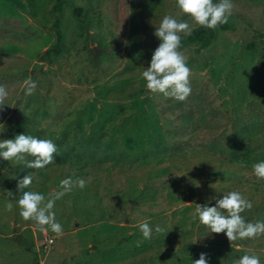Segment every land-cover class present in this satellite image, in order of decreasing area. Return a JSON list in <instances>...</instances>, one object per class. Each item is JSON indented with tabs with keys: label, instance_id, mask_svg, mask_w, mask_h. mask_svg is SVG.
<instances>
[{
	"label": "rangeland",
	"instance_id": "rangeland-1",
	"mask_svg": "<svg viewBox=\"0 0 264 264\" xmlns=\"http://www.w3.org/2000/svg\"><path fill=\"white\" fill-rule=\"evenodd\" d=\"M56 3L0 0V86L8 92L0 139L25 133L57 147L43 169L0 160V264H192L200 253L209 264H236L244 254L264 264V234L229 241L209 234L194 211L239 191L252 204L245 221H264V179L253 173L264 161V0H232L207 49L181 46L191 87L184 101L151 93L141 76L165 15L200 28L176 0H69L54 14ZM56 20L63 53L44 60L57 44ZM94 47L109 50L96 63ZM29 79L37 87L25 95ZM29 174L23 191L55 200L61 234L20 215L17 184ZM68 177L85 186L55 199ZM145 222L150 239L139 229Z\"/></svg>",
	"mask_w": 264,
	"mask_h": 264
},
{
	"label": "clouds",
	"instance_id": "clouds-1",
	"mask_svg": "<svg viewBox=\"0 0 264 264\" xmlns=\"http://www.w3.org/2000/svg\"><path fill=\"white\" fill-rule=\"evenodd\" d=\"M176 7L180 14L201 28L215 30L218 26L227 24L232 15V0H176ZM193 27L188 20H178L172 15H165L158 27H155L154 36L159 40L158 46L152 52L147 67H144L141 76L145 81V87L151 93L162 94L165 97H173L177 101H184L191 93L189 82L190 69L186 58L179 51L182 36H190ZM25 95H31L36 89L35 81H25ZM8 96L7 90L0 86V106ZM6 131L5 125L0 123V133ZM57 153V147L50 139H41L25 133L17 134L11 139H0V160L23 164L30 169H43L53 163V154ZM31 157V159H28ZM253 173L257 178L264 179V161L253 164ZM32 183L31 175H26L18 181L17 192L21 195L16 201L20 215L25 220H33L41 231L51 230L57 235L63 231L62 225L55 219L54 199H48L36 191H23ZM85 186V180L73 181L71 177L60 181V191L55 199H59L65 193L70 192L73 185ZM215 200L213 206L206 202L204 205H195V213L199 222L206 226L208 233H223L229 241L244 238H255L264 234V221L255 223L246 222L241 213L246 208H251L250 201L245 199L239 191H230ZM11 207V205H9ZM47 226V227H44ZM139 229L144 239H150L153 228L145 222ZM155 232H162L159 226ZM208 236V235H207ZM192 264H209L205 253H200L199 259ZM236 264H260L257 255H242Z\"/></svg>",
	"mask_w": 264,
	"mask_h": 264
},
{
	"label": "trees",
	"instance_id": "trees-1",
	"mask_svg": "<svg viewBox=\"0 0 264 264\" xmlns=\"http://www.w3.org/2000/svg\"><path fill=\"white\" fill-rule=\"evenodd\" d=\"M29 6H33L36 4V0H26ZM42 1V0H41ZM69 0H57V3L53 7V13L59 14L63 11L64 5L68 4ZM74 14L80 18V21L82 23V14L83 10L81 8H74ZM61 23L59 20H56L54 23V31L57 35V44L51 47L47 50V52L42 56V59L44 60H51L53 57H57L63 53V49L61 46V40L63 38V34L60 30ZM215 30H210L207 28H199L197 30L192 31V34L190 36H187L185 39L181 41V46L183 45H195L199 44L202 49H207L212 41L215 39ZM249 51L256 52V48L254 46L248 47ZM261 66L264 67V49L261 56Z\"/></svg>",
	"mask_w": 264,
	"mask_h": 264
},
{
	"label": "water",
	"instance_id": "water-1",
	"mask_svg": "<svg viewBox=\"0 0 264 264\" xmlns=\"http://www.w3.org/2000/svg\"><path fill=\"white\" fill-rule=\"evenodd\" d=\"M93 51H94V61H95V63L97 62L98 55H99L100 52H102V51H105L107 53L109 52V50H103V49H100L98 47H94Z\"/></svg>",
	"mask_w": 264,
	"mask_h": 264
}]
</instances>
